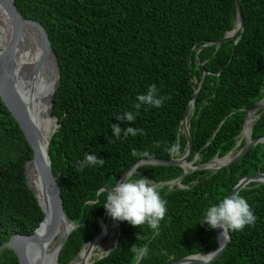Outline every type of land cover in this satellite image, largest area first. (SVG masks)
<instances>
[{
	"label": "trees",
	"instance_id": "trees-1",
	"mask_svg": "<svg viewBox=\"0 0 264 264\" xmlns=\"http://www.w3.org/2000/svg\"><path fill=\"white\" fill-rule=\"evenodd\" d=\"M240 1L244 31L219 49L210 45L197 53L235 29L236 0H15L26 19L47 29L61 68L53 110L60 127L51 140L50 156L63 210L77 228L59 264L74 261L100 233L106 210L99 189L120 181L140 161L172 159L165 149L173 143H179L182 157L186 154L182 122L204 73L206 82L190 123L189 161L198 155L195 166H201L235 150L247 113L264 98V0ZM152 84L159 95L170 97L164 106L142 107L131 125L117 121V115L137 111L132 104ZM260 114L253 141L264 138L263 109L256 116ZM113 123L145 134H121L117 139ZM244 146L245 140L235 152ZM133 149L150 156L133 157ZM85 153L105 159L104 166L78 171L77 162ZM33 156L0 95V264H20L14 250L1 251L2 246L15 235H32L44 219L27 184L26 165ZM258 173L264 174V144L216 173L198 170L185 175L179 166H141L132 180L145 177L159 183L183 177L189 189L158 188L168 201L161 234L121 221L117 247L93 264H135L133 244H147L149 249L140 264H168L215 251L216 229L200 222L204 210ZM238 195L246 198L258 219L254 227L230 232L225 253L212 264H264V184L251 183Z\"/></svg>",
	"mask_w": 264,
	"mask_h": 264
},
{
	"label": "water",
	"instance_id": "water-1",
	"mask_svg": "<svg viewBox=\"0 0 264 264\" xmlns=\"http://www.w3.org/2000/svg\"><path fill=\"white\" fill-rule=\"evenodd\" d=\"M236 3L237 21L235 24V29L231 32H228L225 38L220 42L205 45L200 48L197 53H199L204 47L210 45H216L217 49H219L223 43L231 41L244 31L245 21L242 12L241 1L236 0ZM0 7L7 15L10 22L9 39L6 47L3 49L4 61L0 64V95L4 103L12 113L14 119L19 124L34 153L32 160H30L26 165V177L28 187L34 193L28 182V164L30 162H33L39 174L41 184L47 199L46 206H42L36 194L34 193L38 204L44 213V219L41 222V224L45 225V227L41 229V231L45 232L44 239L37 238V236L35 235L36 230L40 228V224L32 235L13 236L10 241H8L2 246L1 251L6 247L14 250L19 259L20 264H59L61 252L64 249L69 239V236L77 228L75 223L69 220L63 210L62 199L60 196L58 185L56 183V178L54 176L52 160L50 156L51 140L57 129L60 127L58 119L53 116V110L54 98L61 84V68L58 58L55 52L53 51L50 36L48 34L47 29L37 21L26 19L15 6V0H0ZM240 37L241 36L237 38L236 43L238 42ZM25 39L32 42H37V44L40 45L42 48L41 58L35 68V72L32 74V78L28 77V70H26V67L21 66L18 63L17 58V56L19 55L20 46ZM48 60H53V62L55 63V73L57 79L53 87H50L49 90H46L45 85L43 87L39 86L38 80L41 75H44L45 77L49 76L50 71L47 69L48 75H46L45 71V64L48 62ZM197 64L201 65L198 59ZM206 78L207 73H204L203 79L195 92L194 98L192 99L185 115V118L182 122L181 133H184L188 139L187 152L183 156V158H172L170 160L153 159L140 161L134 166H132L120 181L123 182L126 177L130 178L138 172V168L144 165L179 166L184 168L185 175L191 174L198 170H207L216 173L217 171L223 168H229L232 165L240 162L254 146L258 144H264V138H261L258 141L252 140L253 128L249 134L243 136L245 132V125L249 116L252 113H257L261 109L264 110V103H262L263 100H261V102L253 110L247 113L243 131L240 136L241 139L237 143L235 150H233L223 158L216 157L211 162L203 164L201 166H195V162L199 158L198 155L194 158L192 162L189 161V158L193 152V143L190 135V123L193 115L190 116V112L192 109H195L197 98L205 85ZM51 91V99L49 102L50 106L49 109L46 110V112L48 111V114L47 117L42 118L43 121L42 124H40L41 116L43 115L38 110V101L43 92L50 93ZM41 99L44 98L41 97ZM260 117L261 114L256 116L254 125L257 123ZM51 127L53 128V132L49 139H46L43 135L42 130H48L51 129ZM244 140L245 146L239 152L234 154L236 149L241 146ZM218 161H223V163L218 164ZM182 180L183 177L168 182H150L155 184L157 189L163 187H169V190H172L174 187H177L181 190L189 189L188 187L183 186ZM251 183L264 184V174L258 173L256 175L248 176L242 179L239 184L233 189L231 195L239 194L241 190L247 188V186ZM108 218L109 215L106 212L103 219L104 226L107 224ZM64 220H67L71 225L70 231L67 233L64 240L59 243L56 250L50 249L52 243L56 239L61 229V224ZM115 229L117 230V233L115 236L114 246L106 255L101 256L96 261L102 260L103 258L107 257L117 247L121 234V221H118L117 225L115 226ZM103 230L104 228L102 227L100 233L94 241H96L100 237ZM219 230L221 229H216L214 232V239L217 243V249L215 251L209 254L200 253L191 255L182 260L173 261L168 264H212L213 262L217 261L225 253L231 240V234L229 232L227 234V239L225 240V242L221 243L220 239L218 238ZM94 241L85 244L81 252L77 255L76 259L85 249V247L90 243H93ZM74 261H72L70 264H72ZM96 261H93L90 264H93Z\"/></svg>",
	"mask_w": 264,
	"mask_h": 264
},
{
	"label": "clouds",
	"instance_id": "clouds-1",
	"mask_svg": "<svg viewBox=\"0 0 264 264\" xmlns=\"http://www.w3.org/2000/svg\"><path fill=\"white\" fill-rule=\"evenodd\" d=\"M166 99H170V97L159 95L157 85L152 84L148 87L146 94H140L136 97V102L132 104V107L137 110L135 113L127 111L117 115L115 118L117 121L131 125L135 122L137 116L140 115L139 110L142 107L145 110L148 107L160 109L164 106ZM111 130L113 136L117 139L121 138V134H123L124 138L129 135L135 137L138 134H145L143 129L131 126L121 127L120 123L111 124ZM165 150L173 159L183 158L179 143L166 146ZM131 155L133 157H149L150 153L148 151L138 152L133 149ZM77 163V170L83 171L86 167H95L97 165L103 167L105 159L85 153L84 159ZM97 196H104L103 207L113 220L127 221L132 226L139 228L146 225L152 230L154 236L161 234V221H164L167 215L168 201L162 198L156 185L147 178L140 177L132 180L126 177L123 182L118 181L115 184L103 186L97 191ZM257 219L258 217L246 198L237 194L224 195L218 202L210 204L204 210V215L200 222L211 229H221V236L225 237L229 232H242L248 226L254 227ZM44 227L45 225L41 224L40 228L36 230L35 235L37 238L44 239L45 232L41 231ZM101 227L105 228L106 234L107 230L103 223H101ZM141 238L138 235V240ZM130 252L134 254L135 264H140V261L149 255L147 244L144 246L133 244ZM163 254L166 255V251Z\"/></svg>",
	"mask_w": 264,
	"mask_h": 264
},
{
	"label": "bare ground",
	"instance_id": "bare-ground-1",
	"mask_svg": "<svg viewBox=\"0 0 264 264\" xmlns=\"http://www.w3.org/2000/svg\"><path fill=\"white\" fill-rule=\"evenodd\" d=\"M9 35H10V22H9L7 15L4 13L2 8L0 7V64L4 61L3 49L7 45ZM41 52H42V48L40 45L37 44V42L28 41L27 39H25L20 46L19 55L17 56L18 63L21 66L26 67V70H28V73H29L28 75L29 78L30 77L32 78L33 76L32 74L35 72V68L41 58ZM45 69H46L45 70L46 75H48L47 69L50 71L49 76L45 77L44 75H41L38 80V84L40 87H43L45 85V89L49 90L50 87H53L57 79V76L55 73V63L53 62V60H48V62L45 64ZM48 93L43 92L41 97H43L44 99H41L40 97L38 101V110L43 115L41 116L40 124H42V121H43L42 118L47 117V114H48V111L46 112V110H48L50 106L49 102L51 99L52 91L49 94ZM262 103H264V99ZM194 111L195 109L191 110L190 116L194 114ZM255 118H256V113H252L249 116L246 122V125H245V132L243 136H246L247 134L250 133V131L252 130L254 126ZM42 131H43L44 137L46 139H49V137L51 136L53 132V128L51 127V129H48V130L43 129ZM220 163H223V161H218V164ZM28 182L32 190L36 194L37 198L39 199L41 205L46 206V203H47L46 194L44 193V189L42 187L39 174L33 162H30L28 164ZM117 223H118L117 220H113L109 216L107 224L105 225L106 230H107L106 234H105V228H104L100 237L93 243H90L89 245H87L85 249L82 251V253L78 256V258L72 264H90L91 262L95 261V259H97L98 257L106 255V253H108L112 249L113 244L106 243L105 239L109 237L108 235L115 228ZM70 227L71 225L69 224L67 220H64L62 222L61 229L56 239L52 243L50 249H53V250L57 249L59 243H61L64 240L67 233L70 231ZM221 232L222 230L218 231V238H220V242L223 243L227 239L226 238L227 235L225 237H222Z\"/></svg>",
	"mask_w": 264,
	"mask_h": 264
},
{
	"label": "rangeland",
	"instance_id": "rangeland-1",
	"mask_svg": "<svg viewBox=\"0 0 264 264\" xmlns=\"http://www.w3.org/2000/svg\"><path fill=\"white\" fill-rule=\"evenodd\" d=\"M237 152H235L234 154H236ZM116 233H117V230L114 228L111 232H110V234L108 235L109 237H107L106 239H105V242L106 243H112L113 244V246H114V240H115V236H116ZM220 239V238H219ZM107 254V253H106ZM100 257H98L97 259H95V261L96 260H98Z\"/></svg>",
	"mask_w": 264,
	"mask_h": 264
}]
</instances>
